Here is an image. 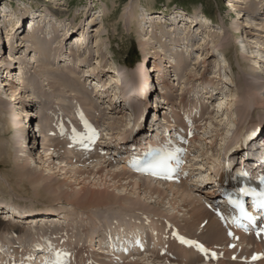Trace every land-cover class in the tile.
Segmentation results:
<instances>
[{"label": "bare ground", "instance_id": "1", "mask_svg": "<svg viewBox=\"0 0 264 264\" xmlns=\"http://www.w3.org/2000/svg\"><path fill=\"white\" fill-rule=\"evenodd\" d=\"M52 1L54 3L55 0H52ZM235 3H239L242 6L244 4L246 7L242 8L240 5L235 4ZM225 4H226L225 9L233 11L237 17L236 19L237 28L236 29H235V22H234V25L231 23L229 24L228 19H226V22L228 23V29L230 33H232L231 31L233 30L234 32L240 34L238 39H239V42L241 43V51L247 54V59H245V62L250 64L249 60L254 59L255 62L253 65L255 66L253 68H250L249 70L250 75H251L250 79H247V77L243 78L242 76L238 75L239 78L237 79V83L233 81L234 83H236L237 86L235 88H237L238 90L235 89L234 92H232V90L229 88H230V84L233 85V82H230L228 84L229 86L226 89L230 91L228 92L229 94L232 93L231 96L228 94V95L221 97V94H219L216 88L214 89L210 87L209 89H204L205 92L203 94H208L207 96L208 99H211L213 96H215L214 94H216V96L217 95L219 96V99L216 100V103L214 102V104L212 105H216V109L218 112H220L219 113L220 115H218V117L215 118L217 120L214 119V121L211 122V125L209 126L210 135L207 138L203 137L204 144L205 145L208 144L209 148L207 146L203 147L202 146L203 144L198 146V148H200L202 151L201 155H205L206 151L212 150L211 145L217 141V138H220V142H222L223 145L225 144V146H223L224 148H222L221 146L219 147V149L222 150L221 155H224L227 152V150L230 148L231 142L233 140L236 141L238 136L242 134L244 131H247L256 126L258 127V125L262 129H264V119L259 121V123L255 124L252 122L253 119L251 118V115L253 114L254 110L257 109L259 111L258 109L260 108L259 106L264 104V99H260L259 93H256V91H260L261 87L264 86V80H263L264 65H262L264 64V56L262 55V53H264V46H261V44L263 43L260 42L262 39L264 40V25L262 24L261 28L254 27L253 29L255 32H252V33L244 32L241 27L237 26L239 24L243 25L245 22L247 23L248 18H252V20L257 21L256 20L257 18L256 19L254 18L255 6L251 9H249L247 6V5L249 6L255 5V3L252 0L250 1L246 0L244 2L243 0H233L232 4H231V1L228 0L225 2ZM257 4H258L257 6H260V7L264 6V0H260V2H258ZM53 7L54 6L52 5L47 8L43 7V9L41 10L40 9L35 10L34 13H31V16L28 13L26 6L23 5V3H21V5L18 6L17 8L15 7V10H16L15 12L13 11V7L9 8V5H3L0 7V21L2 22V27H0V67H1L0 68V126H1L0 128V166L4 168H8L9 172L11 173V176L18 178L20 180V182H18L17 184L21 188V190L22 188H26V189L31 188L32 189L31 194L33 195V197L41 198L43 201H46L43 205L45 206L47 205L48 207L51 206L48 201H50L51 199L53 200L52 196H54V198H58L59 200L63 199L64 201L63 204L65 205L70 204L71 206H74V208L82 212L85 210L87 211L89 209L90 210L91 209L92 210L101 209L102 207L103 209L108 210L109 206H114V205L121 206V204H123L124 207L127 209L129 208L135 211L143 210V211L148 212L149 211L148 208L150 206L148 205L147 201L148 200L150 201L151 198L150 197L146 198L142 196L140 198L138 197L140 193L139 185L141 183L147 185V190H148V193L151 195V197L152 195L156 194L159 199L160 197H162L161 196L162 190L160 191V188L158 187L159 185L152 182V180L148 178H142L139 176H135L132 173L128 172L124 167H120L116 170H113V169H109L108 167H106L105 165L101 163L95 166H92L91 168H85V169L72 168V167H69L67 164H65L64 161L61 160L60 158H57L52 154L51 155L47 154L42 148L41 139L39 137L38 131H36V128H35L36 118L33 115L34 113H32L33 112L32 108L35 106L34 104L35 102L33 99L29 97V95H25L26 93L23 91L24 90L23 86L20 83L21 80L19 81L17 68L15 67V65L17 64L16 63L17 60L15 59L17 54L15 55L12 52L10 53V50L7 49L8 47L4 46V42L6 41L9 44H11L12 47L17 50L16 52L19 51V47L21 49L24 48L25 40L29 38L25 36L21 38V35L23 33H26L27 35L35 37L36 33L39 31V28L42 25L44 26V25L50 24L51 21L49 18L50 17L54 18L57 14V12L54 11L55 8ZM240 10L242 11L240 12ZM18 13L21 15V17H17L14 19V16H16ZM261 15H264V11L262 12ZM25 16L26 17L30 16V18L28 19L27 17L26 19ZM151 16H154V17H151ZM128 17L130 18L129 21H133V22L135 19L139 17V19L137 20L138 21L137 22V28H138L137 33L140 37V48H141L140 55H142L141 57L145 58L147 55H149V44L151 47V40L153 39L151 34L149 33L154 34L157 29H161V30L164 29V25H162L160 22H162L161 19H166L165 17L167 16L166 14L161 15V13L159 12H154L152 11V9H146L144 7H140V13L138 12L137 14L135 13V11H132L128 15ZM170 18L172 19L170 20V24L167 28L169 30L167 32L171 34H176L178 26L181 24L182 25L184 24L183 26L186 27L185 29L188 31L187 34H189L188 36L185 35V38L189 37L191 40V41H186L187 45H194L193 42H197V40H199L197 42L198 43L197 45L201 46L200 48L201 51L208 52L209 49H211L212 47L211 53L205 54L209 56L208 58L213 57L212 56L213 51L215 52L216 59L220 58L218 57L220 55H217L216 54L217 51L214 50V48L217 46V42L212 40L213 38L211 39V35H210L211 33L208 32L210 27H212L209 19H207L205 16L200 15V14L188 15V14H185L184 12H179V11L176 13L174 17H170ZM11 19H14V23L12 22L13 25H11L10 26L11 28H9L8 27L9 22L7 21L9 20L11 21ZM129 21L127 22L128 25H129ZM256 25L260 26V24L258 23H256ZM57 27H59V25H57L56 28ZM245 27H252V25L246 24ZM13 28H15L14 30H17V28L19 29L23 28V30L20 32L18 37H15V38L10 37L7 40V38L14 32V30H12V33L9 32ZM54 28H55V25H54ZM26 29H29V30H26ZM64 29L66 28L64 27ZM66 30H67V33L65 37L63 38V41H64L63 43L68 41L69 46L72 47V48H69V55L65 54V50L63 51V48H62L61 51L59 50L58 52V49H57L56 52H54L53 54H50L51 56L49 55L47 57L42 56L43 59L41 60V62H44V63H42V66H38V69H39L38 71L41 74L45 73L46 71L49 72V70L46 67L51 66L52 64L53 65L57 64L58 58L65 59L66 56H69L68 59H71L70 63H74L73 65L77 67V70H80V68L83 67L82 64H86V62H83V61L80 62V57H82V55L79 56L78 54H76V52H79L80 49H86L87 45L89 44V41L91 39V37L89 36L91 35L89 34L88 36L86 31L93 32V31H98V30L89 28V26L86 31L82 32V34H79L77 30H73L71 28H68ZM243 34H248L249 38H245ZM96 37L101 38V33L96 35L95 38ZM154 37L156 36L154 35ZM85 38L88 39L86 43V47L83 46L84 41H86ZM251 38H253V42H251ZM49 40H50V37L48 38V42ZM155 42H156V39L153 41L152 44L156 47ZM95 44L96 43H94L93 45L95 46ZM208 44H210V47L205 49V47H207ZM230 44L231 42H226V43L221 44L220 47L222 49L223 56L227 55L226 46ZM181 45H184V44L183 43L178 44V47H180V49L182 48ZM223 45H225V47H223ZM41 46L43 47L44 51L47 52L46 50L47 47H45L44 45H41ZM184 49L186 51L184 52V54L187 53V55L189 56V59H191L190 58L191 53H189L190 50L187 47H185ZM4 51H6V54ZM27 51H30V53L32 54L34 50L31 52L30 48H27L23 50L22 52L27 53ZM159 52H161L160 49H159ZM30 53L28 55H30ZM248 54H251V55H248ZM13 55L15 56L13 57ZM9 56L11 58H9ZM172 56L170 55L172 61H169L170 64L167 66L169 68L165 66L163 68L164 70L172 69V67L175 65V62ZM6 57L8 59H13L14 64H11L10 62L11 60L7 61ZM178 57H179V64H183V53L182 55L181 54L178 55ZM195 57L197 58L195 64H197V60L200 61L201 64H204V60L206 58L201 56V53H197ZM100 58L101 56L98 55V63H101ZM155 58L159 59L160 55L156 53L155 57H153L151 60L153 62H156ZM7 62H9L10 64H8ZM158 65L159 64L152 65V68H151L153 70L152 73H150L149 66H148L149 69L145 73L139 72L140 74H137L135 77H133V83L130 85L129 88L125 87L124 84L122 83L123 75H119V73L116 70L117 67L115 65L114 66L116 68L109 67V68H104L102 71L96 72V74L99 73L101 76L100 77L95 76L96 78L95 81L97 84L100 83V85H102L101 90L105 91L104 93L100 95H103V98L105 96L108 98L111 97L109 101L106 102V104H109V110L115 109L117 108V106L118 108L122 107L121 104H123L122 108H123L124 117L114 118L112 116V118H109L110 120L108 124L105 123L102 118L101 124L105 128L106 136L107 138L109 137L108 139H114L116 142H119V141L126 142L130 138L129 140L130 146L135 144L136 148L140 149L141 146L137 144L138 141L141 139H144L141 136H148V135L142 132H138V130L137 131L135 130V133L131 135V137L127 138L126 134L128 132V129L130 128L131 121L134 119V117L143 113L145 110H146L145 116L149 124V129L150 131H152L150 132L148 136V138L150 137L148 144L154 141V137L152 135L155 132H158L157 131L158 128H161L160 126L163 127L164 124H167L166 122L164 123L162 120H160V117L162 116V114H164L163 110L166 109L165 102L168 101L171 103L172 98H168L166 94H161L159 92H157L158 96L154 95L153 93H155L156 88L154 89V85L151 84V82L153 81L152 76L154 73H156ZM7 66H12L8 70L10 74H12V75H9L10 77L9 80H11L10 84H9V81L6 79L5 81L4 80L2 81L3 77H2L1 70L3 69V67H7ZM105 66L107 67V65ZM205 67L207 66L203 67L204 71L206 70ZM71 72L74 73L76 72V70L74 71V68H72ZM105 72L106 73L113 72L114 78L111 76V77H108V79H105L101 82L102 80L101 78L103 77V73ZM92 73H90V70H85L83 71L81 78L86 77L88 74H92ZM158 73L164 76V78L168 82V85L170 86L172 85V82H170V78L172 74L171 71L167 73V72H163L162 70H159ZM133 75L134 74L132 73V76ZM58 77L62 78L59 75ZM58 77L57 79H53V80L48 79L47 81L48 83H52V87H56L53 84H56L58 88L60 87L59 85H62V84L67 85L65 81H61V79H59ZM219 77H220L219 74H216V76L213 77L212 79H218V81H221V78ZM198 78L200 79V77ZM224 79L222 80V82L225 81ZM92 80L94 79H91L90 82H92ZM159 80L160 79L158 78V81ZM202 80L203 79L201 78V81ZM259 80H261L260 85H258ZM15 83L16 85L18 84V86H13ZM136 88H139L140 90L144 92V97L146 96L145 99L143 98V99L138 100V92L135 90ZM122 90L124 91L123 93L121 92ZM207 90H210L211 93H208ZM63 91H64V88H62V90L60 89L59 94L63 93ZM169 96H171V94ZM241 97H242V100L239 101V98ZM148 103L150 104V107L147 106ZM232 107L234 108L233 110H231ZM104 109H107V107H104ZM147 109L150 111V113L148 114H147ZM125 110L128 111L127 112L128 114L125 113ZM118 112H121V110H119ZM233 113L236 117L235 119L231 120V118L234 117ZM115 114L111 112V115H115ZM125 114L127 115L126 118H125L126 116ZM236 118L239 120H237ZM225 122H227V124H225ZM217 123H220V125ZM223 125H226L224 129L222 128L224 130V134L223 132L221 133V127ZM256 138L260 140L263 139L264 141L263 134L262 135L259 134L258 137ZM226 139H228L227 142H226ZM39 147H41L42 149L37 150ZM210 156L211 158L213 157V155H210ZM199 157L200 156H197L195 159L198 160ZM231 157L232 159L233 158L235 159V158H238L239 156L236 153H234L231 155ZM200 158H201L200 159L201 163L200 161H198V164H197L199 166V167L197 166L198 169L204 168L205 170H208V171L204 176H201V175L199 176L200 181L199 183H197V185L199 184V186H194V188H195V192L200 194L201 199L207 201L206 203L208 204V202H213V200L215 199V196H214L215 191L213 192L210 191V188L212 187V184H213V182H211L212 180L211 176L213 177V179L217 177L216 174L219 170L218 167L221 166L220 165L221 161H217V166H216L217 169L212 170L214 164L216 163L215 158L213 157L210 163L208 162L209 156L206 155L204 156V158L202 157ZM6 163H8L10 167H6L5 166ZM199 172H200V169H199ZM206 176H207V179H206ZM58 189H61V191H59ZM129 190L132 193L131 197H129V194H130ZM6 197L7 198H5L4 196V198H1V199H7L9 201L8 202L9 204L11 202L13 203L18 202L17 201L18 199H15L16 196H6ZM189 200L187 201L188 205L189 206L192 205L193 209L191 211L192 214L189 216V218H188V215H189L188 214L187 217H185L184 219L185 230L187 232H190L192 236L193 233L196 232L197 227L204 220H208L206 227H205V231L200 236V239L208 246L217 245L219 247H222L223 250L227 251L226 250L227 238H226V230H225L226 228L220 226L219 223H217L214 220L212 213L208 211L206 208H204V205L199 204L200 200L197 199L196 196H195V199H189ZM5 205L6 204H4V207ZM56 206H59V205H56ZM46 207H43V208L41 207V209H43V211L45 212ZM13 209L14 211L17 210L16 208H13ZM2 210L5 213H9L6 209H2ZM53 211L57 212L58 215H61L62 213V212H59V210H53ZM28 212L30 214L27 215L26 218H28V216L30 217L38 216L37 214H33L32 211H28ZM150 213H152V211H150ZM153 214L159 215L160 213L153 212ZM34 220L36 219H33V221ZM42 220H49V219L43 217ZM114 222H115V225H113L112 229H109V232H108V234H110L108 238L109 241H112L118 237L117 230L119 228H120V237L122 236L128 237L129 235L131 236L133 234L139 235L143 231L142 229H144V227L141 225H146L143 223V221L141 224H136V225L135 223L127 225L126 223L119 224L118 221H114ZM0 225H2V221H0ZM111 225L108 223H105L104 225H102L101 230L98 232V237L100 236V232L103 231V228L106 230L110 228ZM3 226L4 228H6L7 224L3 223ZM147 231L150 234L152 245L153 246L157 245V243L161 241L160 238L157 236V234L155 235V232H157L158 229L154 228V226H148ZM238 237H239L238 244L241 245L244 249L241 247L243 250L239 252L238 248H236L234 250V253L239 255L240 257L242 258L248 257L251 250L254 249L257 251L260 249V244L256 242L252 236L238 234ZM143 246H146L145 241H143ZM249 246H251V250L247 249ZM169 248H170L169 250L171 252V255L170 257L167 258V260L165 258H153V259L145 258L144 259L145 261H138V262H135L134 264H204L203 262H201L199 258H197V255H195V253L191 250L181 248L174 244H171ZM151 251L149 253L152 255L154 251L153 250ZM130 254H136V253L131 252ZM228 258H229V255H227V260L220 261L216 264H231Z\"/></svg>", "mask_w": 264, "mask_h": 264}, {"label": "rangeland", "instance_id": "2", "mask_svg": "<svg viewBox=\"0 0 264 264\" xmlns=\"http://www.w3.org/2000/svg\"><path fill=\"white\" fill-rule=\"evenodd\" d=\"M226 1H228V0H55L53 3L52 0H49V1L48 0H0V7L3 5H11V6H13V11L15 12L16 11L15 7L17 8L18 6L21 5V3H23V5H25L27 9L32 8L35 10H38V9L41 10V9H43V7L47 8V7H50L53 5L54 6L53 8H55L54 11L57 12V14L54 18L53 17L49 18L51 21L50 24L44 25V27L42 25L39 28L38 32H40V34H41L39 38L34 39L35 37L27 35L26 33H23L21 35V38H23L25 36L29 39L25 40L24 48L21 49L19 47V51L17 52L16 58H15L17 60L16 63L19 64V66L16 64L15 67L17 69H18V67L21 69L19 71V73H21V78H22V79L20 78V80H21L20 83L23 86V89H24L23 91L26 93L25 95H29L30 98L34 97V95H35V92L33 91L34 87L36 88V91H39V85L42 83H44V85H47L48 84L47 79L52 78L54 76V73H52V70L55 69V66L53 67L52 65H51L52 67H50V66L46 67L49 71H51L49 73H47V71H46L45 73L41 74L38 71L39 70L38 66H42L41 63L39 62L40 59L42 58V56L47 57L49 55V53H54V52H56L57 49H58V52H59V50L60 51L62 50V49H60V46L63 44V38L65 37V35L67 33L66 29H68V28L75 29L78 32H80L79 34H82V32H84L88 29V27H86V29H84V27L86 25L89 26V28L97 29L98 31H93V32L86 31L88 36H89V34L91 35V36H89V37H91V39H90L88 48L86 49V54L88 55L89 53H91V58L89 59L90 55H88V57H86L85 52H84V55L82 54V57H81L82 59H80V62H82V61L86 62V65L82 64L83 67L80 68V69H82V71H80V73H83V71H85V70H90V73L93 72L96 75L97 71H102L104 68H109V67L116 68L117 67L116 70L119 73V75H123V82L122 83L124 84L125 87L129 88L130 85L133 83V77H135L137 74L145 73L149 69L148 66L150 67V73H152L153 72V70L151 69L152 65L159 64L156 73H158L159 70H162L163 72H167V73L170 71H171V73L176 71L181 78L183 75L184 76L186 75L184 77V79L181 80L182 83L180 86L184 87L186 80H188V78H189L190 80H192L191 82H194V81H195L194 83L202 82L204 85L207 84L208 86L212 85L213 87H216L217 91L220 92L219 94H221V97H223L225 95H228L229 94L228 92H230L226 89V88H228V86H229L228 84L230 82L235 81L237 83V79L239 78V76H242L243 78L247 77V79H250L251 75H250L249 70H250V68H253L255 66V65H253L255 62L254 59L249 60L250 64L245 62V59H247V54L243 53V51H241V43L239 42V39H238L240 34L234 32L233 30L231 31L232 33H230V31L228 29V23L226 22V19H228L229 24L231 23L234 25V22H235V29H236L237 28L236 27L237 17L233 11L225 9V6H226L225 2ZM230 1L232 4L233 0H230ZM244 1H246V0H243V2ZM247 1H250V0H247ZM252 1L255 3V5H252V6L247 5V6L249 9H251L255 6L254 18L255 19L257 18L256 19L257 21L252 20V18H248L247 23L245 22L243 25H241V24L237 25L238 27H241L244 32H247V33L248 32H251V33L255 32L253 29L254 27L261 28V25L262 24L264 25V15H261L262 12L264 11V6H261V7L257 6L258 5L257 3L260 2V0H252ZM235 4L240 5L239 3H235ZM240 6L242 8L246 7L244 4H243V6L242 5H240ZM140 7H144L146 9H152V11H154V12H165V13L167 12L166 16L169 18L174 17L178 11L184 12L185 14H188V15L200 14V15L205 16L207 19H209V21H211L210 23H211L212 27H210L208 32L211 33V34L209 33L211 35V39L213 38L212 40L217 42V46L214 48V50L217 51L216 54L220 55V56H218L220 58L216 59L214 51L212 54L213 57L208 58L209 56H207L205 54L211 53L212 47H211V49H209L208 52L201 51V49H200L201 46L197 45L198 44L197 42L199 40H197V42H193L194 45H187L186 41H191V40L189 37H186L187 39L189 38L188 40L185 38V35L188 36L189 34H187L188 31L185 29L186 27L183 26L184 24L183 25L181 24L178 26L176 34H171V33L167 32L169 30L167 28H168L170 23L166 19H161L162 22H160L162 25H164V29H162L163 31L161 29H157L154 34L149 33V34H151V36L153 38L151 40V47L149 44V55H147L145 58L139 56V52L141 49L140 48V37L137 33V31H138V28H137V22L138 21L137 20L139 19V17L137 19H135L133 22V21H129L130 18L128 17V15L132 11H135V13H137V14H138V12L140 13ZM241 11L242 10H240V12ZM14 12H13V14H14ZM151 17H154V16H151ZM15 18H17V17L14 16V19ZM14 19H11V21L10 20L7 21V22H9L8 23L9 28H11L10 26L13 25ZM140 19H142V18H140ZM171 19L172 18H170V20ZM128 21H129V25L127 24ZM139 22H140V20H139ZM256 23L260 24V26L256 25ZM246 24H250V25H252V27H245ZM54 25H55V28H54ZM57 25H59V27L56 28ZM45 27L49 30L47 31ZM64 27L66 29H64ZM77 28H79L80 30ZM14 29L15 28L11 29V31H9V32L12 33V30H14ZM22 29L23 28H20V29L17 28V30H14V32L7 38V40L10 37H13V38L18 37V34H20ZM195 29H196V27H195ZM38 32L36 34H38ZM99 33H101V38H98V37L95 38V36L98 35ZM47 34H49L48 37H47ZM45 35H46L47 39L44 37ZM154 35L156 37H154ZM243 35L245 36V38H249L248 34H243ZM4 36H6V35H4ZM49 37H50V40L48 42ZM154 38L156 39V42H155L156 47L152 44L153 41L155 40ZM197 38H199V37H197ZM95 39H96V41H95ZM35 41H37V44H33V43H35ZM226 42H231V44L226 46L227 47V50H226L227 55L223 56V52H222V49L220 46H221V44L226 43ZM251 42H253V38H251ZM260 42L263 43V44H261V46H264V40L262 39ZM94 43H96L95 46L93 45ZM181 43L186 45V46L181 45V47L182 48L187 47L190 50L189 53H191V57H190L191 59L190 60H188L189 59L188 56H185L186 59L190 62L186 65L185 71H182V69L181 70L177 69V68H179V67H177V65L179 63L178 55H180V54L182 55V53L184 54V52H186L185 49L181 50L180 47H178V44H181ZM7 45L11 46V44H9L8 42L5 41L4 46L8 47ZM33 45H34V49H32ZM41 45H44L45 47H47L46 50L49 53L45 52ZM209 47H210V44H208L207 47H205V49L209 48ZM223 47H225V45H223ZM9 48H7V49H9ZM27 48H30V50H34L32 52V54H30L28 56H27V53L22 52L23 50H25ZM159 49L161 50V52H159ZM35 50H38V51L36 52ZM4 52L6 54V51H4ZM155 52L160 55V58L159 59L155 58L156 62H153L151 59L153 57H155V54H156ZM134 53L137 54V58L133 57ZM197 53H201V56L206 58L204 60V64H201L200 61H198V60H197V64H195L197 58L196 57L194 58L192 56L197 55ZM76 54H77V52H76ZM80 54H81V52H80ZM98 55L101 56V58H100L101 63H98ZM170 55L171 56L173 55L172 57H173V60L175 62V65L173 66L174 68L172 67V69L164 70L163 68L165 66L167 67L170 64L169 61H172ZM248 55H251V54H248ZM262 55L264 56V53H262ZM66 57H68V56H66ZM9 58H11V57L9 56ZM7 61H10L11 64H14L13 59L7 58ZM102 61H103V63H102ZM216 61H218V62H216ZM7 63L10 64L9 62H7ZM87 63L90 65V67H89V65H87ZM63 64H64L63 62H60L59 66H62ZM105 65H107V67ZM262 65H264V64H262ZM204 66H207V67H205L206 68L205 71L203 69ZM10 67H12V66L3 67V69L1 70L2 71V77H3L2 81L3 80L5 81V79H6L9 81V84L11 82V80H9V78H10L9 75H12L8 71ZM84 68H87V69H84ZM167 68H169V67H167ZM132 73L134 74L133 76H132ZM216 74H219V76H220L219 78H221V81H218V79H212L213 77L216 76ZM97 75L101 76L99 73ZM111 76L114 78L113 72H109V73L105 72V73H103V77L101 79L105 80ZM198 77H200V79ZM201 78L203 79L202 81H201ZM223 79L225 81L222 82ZM263 80H264V78H263ZM236 83L233 82V85L230 84L229 89H231L232 92H234L235 89L238 90L237 88H235L237 86ZM260 84H261V80L258 81V85H260ZM13 86H18V84L16 85V83H15ZM49 87H50L51 91H57V87H52V86H49ZM204 87H206V86H204ZM258 88H259V86H258ZM170 89H169V91H171ZM50 90L47 89L48 92H50ZM121 92L123 93L124 91L122 90ZM171 92H168V95H170ZM256 93H259L260 99H264V86L261 87L260 91H256ZM153 94L158 96V93L156 91ZM177 94H179V93H177ZM214 95L216 96V94H214ZM229 95L231 96L232 93H230ZM168 98H173V96H169ZM241 100H242V97L239 98V101H241ZM234 101H235V99H234ZM263 105L264 104L259 106L260 107V108H258L259 111L257 109L254 110L253 114L251 115V118L253 119L252 122L255 124L259 123V121L264 119V106ZM115 106H116V104H115ZM121 106H122V104H121ZM147 106L150 107V104L148 103ZM117 108H118V106H117ZM254 108H256V107H254ZM118 109H121V107H119ZM233 109L234 108L232 107L231 110H233ZM109 112L110 111H108V113H106V115L103 118L104 122L107 124L109 123V120H110L109 118H112V116L114 118L124 117L123 116V110H121V112H118L120 114L116 113L115 114L116 116L111 115V113H109ZM148 113H150V111L147 109V114ZM217 115L218 114H211V116L213 117L212 121H214V119L217 118ZM233 115H234V113H233ZM235 117L236 116L234 115V117L231 118V120L235 119ZM215 120H217V119H215ZM237 120H239V119H237ZM217 124L220 125V123H217ZM225 124H227V122H225ZM210 125H211V122L208 123L205 127V132H204L205 134L204 135L206 137H204V138H207L210 135V132H209L210 131V127H209ZM224 127H226V125H223L221 127V133L223 132V134H224V130H223ZM0 128H1V126H0ZM203 139H200L201 144H197L195 142V145L198 147V146L204 144ZM228 139H226V142L228 141ZM214 146H215V148H214ZM216 146H218V147H216ZM220 146L222 148H224L223 146H225V144L223 145L222 142H220V138H217V141L211 145L212 150L211 151L208 150L210 152L206 151L207 156H209V158H210V159L208 158L209 163L213 157L215 158V160H217L216 159L217 154L220 155L222 153V150L219 149ZM211 147H210V149H211ZM41 149L42 148L39 147L37 150H41ZM199 151H200L199 156L200 157L203 156V158H204V156H206V154L201 155L202 151L200 148H199ZM212 151L216 154H214ZM210 155H213V157L211 158ZM218 161H219V159H218ZM5 166L10 167L8 163H6ZM206 179H207V176H206ZM18 182H20V180L18 178L12 177L8 168H4V167L0 166V198H4V196H5V198H7L6 196H16L15 199H18L17 200L18 203L22 205L21 207H18L19 209H24L27 207L29 210H32L34 208H41V207L45 206L43 204L46 201H43L41 198L33 197V195L31 194L32 193L31 188H28V189L22 188V190H21V188L17 184ZM140 185L141 186L143 185V186L141 187ZM140 185H139V192L140 193H139L138 197L140 198L142 196V197H146V198H149V197L151 198L150 201L149 200L147 201L148 205L150 206L148 208L149 213H150V211H152V213L153 212L160 213V211H161L164 214H172L173 212L176 211V210L171 209V206L168 203L171 202L172 207L177 208V201L179 200V197H177V198H175V200L171 201V199H174V198L170 199V196H168L166 199H163V201H162V200L158 199L156 194L152 195V197H151V195L148 193L147 185L142 184V183ZM58 190L61 191V189H58ZM130 190H129V193H130L129 197L132 196V193ZM134 195H136V194H134ZM52 198H53V200L51 199L50 201H48L51 205L50 207H52V208L59 209V211L63 210L67 213L75 212L76 210H78V209L74 208V206H71L70 204H66V205L63 204L64 203L63 199L59 200L58 198H54V196H52ZM200 199H201V197H200ZM132 200H134V199H132ZM8 202L9 201H6V204L9 207L17 208L18 203H14V204H16V205H14L12 202L10 204ZM187 204H188V202H187ZM203 204H204V208H206L205 205L207 203L204 202ZM12 205H13V207H12ZM56 205H59V206H56ZM190 207H193V206L191 205ZM105 208H107V207H105ZM90 211L93 214L95 212L101 213V212L107 211V210L103 209V207L101 209H93V210L89 209L86 211V215H89ZM194 211H195V209H194ZM191 214H192V212L189 213L188 218ZM178 220H180L183 223V221H182L183 218H178ZM183 227H185V224L183 225ZM192 230H193V228H192Z\"/></svg>", "mask_w": 264, "mask_h": 264}, {"label": "snow or ice", "instance_id": "3", "mask_svg": "<svg viewBox=\"0 0 264 264\" xmlns=\"http://www.w3.org/2000/svg\"><path fill=\"white\" fill-rule=\"evenodd\" d=\"M168 159H170V157L167 156H162L161 159H159L154 165H152V170H153V174L156 175L158 174L160 176V178H166L167 175L171 172V169L168 167ZM234 207H239V211L241 212L242 216L244 219L248 220V222L251 224L252 223V218L250 216L247 215V213H245L243 211V208L237 205H233ZM261 208H264V202H262L259 205ZM260 233H264V228L260 229ZM182 243H185L184 241H181ZM212 258L215 259V255H212ZM260 259V257L254 256L253 260H257Z\"/></svg>", "mask_w": 264, "mask_h": 264}, {"label": "trees", "instance_id": "4", "mask_svg": "<svg viewBox=\"0 0 264 264\" xmlns=\"http://www.w3.org/2000/svg\"><path fill=\"white\" fill-rule=\"evenodd\" d=\"M133 57L136 58V53L133 54Z\"/></svg>", "mask_w": 264, "mask_h": 264}]
</instances>
